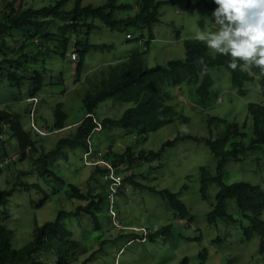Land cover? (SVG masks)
<instances>
[{
    "label": "rangeland",
    "instance_id": "rangeland-1",
    "mask_svg": "<svg viewBox=\"0 0 264 264\" xmlns=\"http://www.w3.org/2000/svg\"><path fill=\"white\" fill-rule=\"evenodd\" d=\"M56 1L58 0H25L24 7L40 8L55 4ZM117 1L133 7L115 11L113 19L126 20L137 14L135 5L139 0ZM211 1L213 0H180L176 4H163L159 8V22L144 30L126 23L111 29L104 26L100 18L91 19L89 21L96 27L90 32L81 27L77 34H68L70 43L66 56L61 54L60 38L51 41L47 46L53 50L43 56V62L41 57V62L37 65L39 70L44 71L45 85L37 95L39 104L33 119L40 128L47 125L51 127L54 107L62 103L68 115L67 127L45 137L34 135L39 152L41 146L45 151L54 149L60 138L75 132L76 125L85 116L83 99L86 94L104 86L110 69L126 61L132 52L141 53L147 67L163 66L169 61L185 58L184 40L191 38L200 28L203 29L205 21L207 31L215 30L210 20L214 19L213 11L201 3ZM75 2L76 0H69L64 9L70 11ZM105 3L107 0L82 1L83 6L94 7ZM189 3L194 6H188ZM3 5V0H0V10ZM58 22V25L62 23L60 20ZM150 33L153 34L151 40ZM127 34L132 38L128 39ZM86 40L106 47L87 52L77 70L78 61L73 62L70 55L77 41L84 43ZM148 40L150 43L146 46ZM10 43L12 45V41ZM209 54L217 55L210 50ZM210 75L212 85L206 106L200 103L197 94L199 83L166 86L173 95L169 104L188 120L176 118L159 130L148 133L146 137H138L119 126L104 130L100 128L91 136L93 148L122 153L131 147L137 154L140 151L156 152L164 143L177 136L215 138L224 127L220 124L213 125L210 129L209 117H220L227 122L238 123L241 132L245 134L235 140H242L248 145L253 137L252 122L248 119V104L263 102L258 80L254 78L246 82L241 94L233 86L231 73L225 67H211ZM28 91V81L20 86H13L6 76L0 75V109L15 112L26 130L30 129L31 121ZM131 106V103L119 99H107L97 106L94 116L98 121L119 118ZM4 139L8 143L9 153L13 152L16 149L13 146L15 141L9 140L8 135H4ZM84 151L81 146L65 149L63 154L53 160L52 170L66 183L75 184L86 192L90 188L98 189L100 184L90 179L92 168L84 162ZM37 155L39 153L31 154L25 160L9 165L3 163L6 157L0 160V190L11 189L19 181L41 186V190L32 188L30 191L17 186L6 206L9 217L5 218L0 213V224H6L14 231L12 242L15 248H21L31 241L36 225L54 220L61 210L73 211L75 207L84 204L69 199L65 186L55 182L47 184L39 178L33 171V161ZM201 167L214 174L217 159L203 140L195 141L191 138L179 139L173 146H167L159 158L142 160L131 169L124 165L117 174L124 178L134 176L135 181L142 186L123 182L122 190L125 192L114 198L112 215L107 199L98 214V224L91 216L66 219V226L73 232V238L81 243L79 259L73 264H83L87 258L91 259L88 264H264V240L258 233L246 238L244 229L250 226V221L240 211L234 199L227 200V212L232 215L233 221L218 219L216 224L209 223L208 213L215 205L219 186L210 184L208 198H202ZM224 168L223 182L227 185L236 182L252 185L264 183V146L247 151L239 159H229ZM21 172L29 173L20 175ZM105 181L108 182V178L103 174V183ZM152 188L177 193L187 207L192 221L189 222L188 218L180 220L169 202L152 192ZM46 194L49 197L45 199ZM4 209L5 207L1 208ZM261 220L264 221V211ZM165 227H169V233L157 236L154 240L149 237L141 240L145 231L151 234Z\"/></svg>",
    "mask_w": 264,
    "mask_h": 264
},
{
    "label": "trees",
    "instance_id": "trees-1",
    "mask_svg": "<svg viewBox=\"0 0 264 264\" xmlns=\"http://www.w3.org/2000/svg\"><path fill=\"white\" fill-rule=\"evenodd\" d=\"M68 1L58 0L55 4L33 8L24 7L25 0H3L4 5L0 10V75L6 76L13 86H20L24 81L29 82L27 99L35 98L37 100L34 106V115H36L39 104L37 95L45 85L44 71L39 70L37 65L39 62H43L44 55L46 56L47 53L53 50L47 46L51 41L60 38L61 54L66 56L70 43L68 34H77L81 27H85L87 32H90L91 29L96 27L93 22L89 21L91 19L100 18L103 21V25L111 29L126 23L138 26L141 30H144L159 22L160 6L163 4H176L180 0H139L136 3L137 5H135L137 14L133 17H128L126 20H115L113 19V14L117 10L132 8L133 5L131 4H119L117 0H107L104 5L94 7L92 5L83 6V0H76L74 7L70 11H66L64 6ZM188 6L194 5L189 3ZM205 7L214 11L217 6L212 1L206 3ZM58 20L62 22L60 25H58ZM56 26H58L57 29H55ZM152 38L153 34L150 33V40ZM150 40L146 42V46L149 45ZM184 46L185 58L169 61L163 66L147 67L143 55L134 51L122 64L112 67L104 86L94 92L87 93L84 97L85 116L76 125L75 132L68 137L60 138L55 148L50 151H45L43 146H41V151L39 152L34 135L45 137L67 127L66 120L68 115L64 111L62 103H58L54 107L53 124L51 127H47L48 125L45 127L49 132L47 135L37 133L32 128L31 121L30 129H24L19 116L15 112L0 109V160L5 157L11 158L18 153V157L9 162L11 164L19 160L23 161L31 154L39 153L36 158L33 157V171L38 174L39 178L47 184L55 182L60 186H65V193L69 199L84 203L75 207L73 211L61 210L57 213L54 220L47 221L40 226L36 225L31 241L21 248L13 246L14 231L6 224L1 223L0 264H73L77 262L81 251V243L73 238V232L66 226V219L77 216H91L93 221L98 224V214L102 210L105 201L107 199L109 201L110 180L108 179V182L105 181L103 183V174H107L108 169L97 166L91 167L92 176L90 179L100 184V187L96 190L90 188L84 192L81 187L66 183L53 172V160L56 156L63 154L67 148L74 149L77 146H81L86 150L87 138L97 131V127L104 130L119 126L136 134L138 137H146L148 133L159 130L176 118H182L184 121L188 120L180 115L173 105L169 104L173 95L167 90L166 86L168 84L179 86L183 83H199L197 94L199 95L200 103L206 106L210 98L212 85L210 68L215 66H222L230 71L232 84L238 88L241 94L246 82L254 78L258 80L263 102L248 104V119L252 122L253 134L248 145L242 140H235L238 136L245 134L241 132V127L238 123L227 122L220 117H209L208 125L210 129H212L213 125L221 124L224 127L215 138L201 139L197 136H177L175 139L164 143L156 152L140 151L136 154L131 147H128L122 153H114L110 150L105 154V159L109 160L114 166L125 165L131 169L134 164L142 160L159 158L167 146H173L179 139L203 140L217 159V167L214 174H211L205 167L200 168L202 198H208L207 190L210 184L215 183L219 186L215 205L208 213L209 223L216 224L218 219L233 221L232 215L227 212V200L234 199L240 211L250 221V226L244 229L246 238L249 239L254 233H258L264 240V221L261 220V215L264 211V183L252 185L246 182H236L227 185L223 182L224 167L229 159H239L247 151L264 146V76L259 74V69L257 68L251 70L256 74L254 76L242 72L239 67L233 71L228 67L230 57L219 54L211 56L209 49L200 41L187 38L184 40ZM29 47L33 49L30 50ZM105 47V45L91 44L88 40L84 43L77 41L74 46V51L78 54V62L76 61L78 63L77 70L80 69L87 52ZM41 57L42 60L40 61ZM201 58L204 61L203 65L199 63ZM202 71H206L207 74H202ZM113 98L129 102L132 106L125 110L119 118L96 120L94 113L97 106L101 102ZM28 102L31 105V110L34 102ZM4 135H8L9 140L15 141L13 146H16V149L11 153L7 150L8 143L4 139ZM1 172L2 169L0 167V174ZM27 173L21 172L19 174L26 175ZM97 174L98 176H96ZM125 181L133 186H142L135 181L134 176L125 177ZM17 186L26 191H30L32 188L41 190L39 184L29 185L23 181L16 182L11 189L0 190V213L5 218L9 217L6 208L9 197ZM183 188H186V186ZM122 189L123 187L118 190L115 197L119 193L125 192ZM151 191L166 199L180 220L188 218L189 222L192 221L187 207L179 199L177 193L154 188ZM48 197L49 195L46 194L45 199ZM3 207L5 209L1 210ZM164 233H169V227L151 234L145 231L141 240H146L147 237L154 240L157 236ZM90 260V258L85 259L83 264H88Z\"/></svg>",
    "mask_w": 264,
    "mask_h": 264
},
{
    "label": "clouds",
    "instance_id": "clouds-1",
    "mask_svg": "<svg viewBox=\"0 0 264 264\" xmlns=\"http://www.w3.org/2000/svg\"><path fill=\"white\" fill-rule=\"evenodd\" d=\"M213 2L217 7L212 12L214 19L210 20L215 30L207 31L205 21V27L195 31L191 38L204 43L212 53L230 57L228 67L233 71L239 67L254 76L251 70L257 68L264 76V0ZM201 3L205 7L207 2ZM199 63L203 65L202 58Z\"/></svg>",
    "mask_w": 264,
    "mask_h": 264
},
{
    "label": "built area",
    "instance_id": "built-area-1",
    "mask_svg": "<svg viewBox=\"0 0 264 264\" xmlns=\"http://www.w3.org/2000/svg\"><path fill=\"white\" fill-rule=\"evenodd\" d=\"M128 38L130 37V35L127 36ZM36 41H38L36 39ZM70 59L73 62H76L78 60V54L76 51H73L70 55ZM29 101H33L34 105L30 111L31 114V126L33 129H35V131L37 133H40L41 135H47L49 134V132L47 131L46 128H40L37 126V124L35 123L33 117H34V110H35V104L37 102V100L35 98H31L29 99ZM100 129V127H97L96 130L98 131ZM107 153V151L105 150H95L93 148L92 142H91V137L89 136L87 138V149L84 151L83 154V159L86 165L90 166V167H101L104 169H108V173L106 174V178H108L110 180V194H109V206H110V210L113 207V200L115 195L117 194L118 190L123 187V182H124V177H121L117 174V171H119L120 169H122L124 166L123 165H118V166H114L109 160L105 159V154ZM18 157V153L14 154L11 158L6 157L3 161V163L5 165H8L9 162L11 160H15ZM111 215H112V210H111ZM114 215V214H113ZM144 241V239L142 240Z\"/></svg>",
    "mask_w": 264,
    "mask_h": 264
},
{
    "label": "bare ground",
    "instance_id": "bare-ground-1",
    "mask_svg": "<svg viewBox=\"0 0 264 264\" xmlns=\"http://www.w3.org/2000/svg\"><path fill=\"white\" fill-rule=\"evenodd\" d=\"M137 5V4H136ZM136 10V9H135ZM146 28V27H145ZM143 33V32H142ZM143 40V39H142ZM142 42V41H141ZM143 44V43H142ZM147 48V47H146ZM139 135V134H138ZM137 136V135H136Z\"/></svg>",
    "mask_w": 264,
    "mask_h": 264
},
{
    "label": "crops",
    "instance_id": "crops-1",
    "mask_svg": "<svg viewBox=\"0 0 264 264\" xmlns=\"http://www.w3.org/2000/svg\"><path fill=\"white\" fill-rule=\"evenodd\" d=\"M136 9H137V7H135ZM128 35V34H127ZM128 39H130V38H128Z\"/></svg>",
    "mask_w": 264,
    "mask_h": 264
}]
</instances>
